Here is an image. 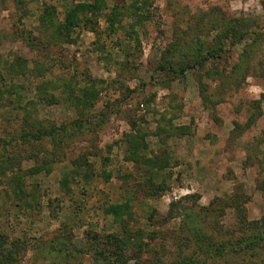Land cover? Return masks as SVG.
I'll list each match as a JSON object with an SVG mask.
<instances>
[{
	"label": "rangeland",
	"instance_id": "374dc122",
	"mask_svg": "<svg viewBox=\"0 0 264 264\" xmlns=\"http://www.w3.org/2000/svg\"><path fill=\"white\" fill-rule=\"evenodd\" d=\"M113 236L129 264H264V0H0V264H118Z\"/></svg>",
	"mask_w": 264,
	"mask_h": 264
},
{
	"label": "trees",
	"instance_id": "16d2710c",
	"mask_svg": "<svg viewBox=\"0 0 264 264\" xmlns=\"http://www.w3.org/2000/svg\"><path fill=\"white\" fill-rule=\"evenodd\" d=\"M102 7L103 5L101 4L100 1H96L95 3H80V4H75L73 5L70 10L68 11L67 15H66V20L64 23L60 24V27H61V30L62 31H66V30H69L71 31L72 29H74L75 27H77L78 25L81 24V20H80V15L82 14H87L89 15L90 17H93V20L96 21V18H98L99 16H101V13H102ZM88 16V17H89ZM116 15L114 16V19H115ZM110 20V26L113 27L114 23H115V20ZM92 20V18H87V21H90ZM241 21L240 23L239 22H236V21H231L229 20L228 22H224L223 25H222V33L223 35H225V37H229L231 35H235V36H240L241 34V38L240 40L236 41V42H231L232 44L234 43H237V42H241L242 41V36L243 34L241 33ZM221 39V37H220ZM219 39V45H220V48L219 50H221V46L224 45L225 43V40ZM218 49L214 48V50L212 51V56L213 57H216L215 55H217L219 57V51ZM201 67H204V62H201L200 64ZM249 125V124H248ZM45 133H42L43 136H45ZM122 209V206H118V207H114L112 209L109 210L110 213H112L113 215L117 216L120 212V210ZM258 224V223H256ZM199 231V230H198ZM114 237V242H113V245L116 247L117 251L115 252H110L109 250H104L103 252H100V257L101 259L103 260H109L111 256H116V260L118 259V261H116L118 264H129L127 263L126 261H122L121 260V254H122V249H123V246H122V241L118 240V238H116L115 236ZM195 237V236H194ZM196 238V237H195ZM197 238H202L201 236V233L199 234L198 233V237ZM209 238H206V240H208ZM256 239V241H261V238H253V239H248V238H243V239H240L238 241V246H244L245 247H252V241ZM202 240H205L204 238H202ZM256 242V243H257ZM208 243V244H207ZM215 242H211L210 240H208V242H204V245H205V248H206V251L204 252L205 254H210V253H224L223 251H226L227 249H236V246L235 244H232V243H215Z\"/></svg>",
	"mask_w": 264,
	"mask_h": 264
}]
</instances>
